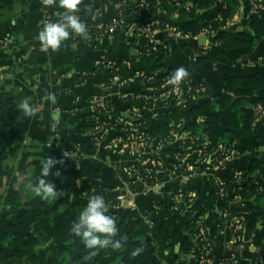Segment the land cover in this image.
Returning <instances> with one entry per match:
<instances>
[{"label": "crops", "instance_id": "1", "mask_svg": "<svg viewBox=\"0 0 264 264\" xmlns=\"http://www.w3.org/2000/svg\"><path fill=\"white\" fill-rule=\"evenodd\" d=\"M53 1L52 9L64 12L58 0ZM124 1L83 0L77 14L90 31L97 32L100 26L119 15ZM226 1L218 0L216 6L205 10L193 5L188 18L207 19L224 7ZM252 1L256 13L264 21V0ZM128 19L131 20V17ZM162 19L183 30V22L179 21L176 12L165 13ZM42 23L41 0H0V40L7 33L14 40L6 55L0 58V264H125V253L121 248L109 247L93 254L70 231L72 222L80 212L75 207L79 201L72 197L69 203H65L62 197L86 183L123 193H135L132 202L114 206L108 199L106 201L119 228L118 238L127 237L122 243L141 240V253L146 264H197L200 247L196 240L187 233L192 246L175 242L174 224L171 228H164L166 216H157L153 212V205L171 204L172 195L178 190L191 192L200 189L210 193L223 183L228 186L223 193L228 202L227 216L222 218L223 229L213 240V258L218 263L232 252L254 248L249 243H232L234 223L239 212L235 192L243 186L264 183L260 174L249 172L254 154L264 152V125L254 134L239 140L238 156L227 166L218 172L212 170L200 176H193L186 166L177 165L179 159L174 149L177 141L159 146L151 154L160 160L165 175L152 187L133 185L121 168L137 164L136 159L107 150L102 143L94 144L89 131L91 121L82 119L76 123L73 118L86 114L97 84L108 79L107 72L102 68V64L108 60L129 61L133 69H153L159 74L165 71L163 68L175 71L183 66L188 72L186 78L197 84L206 83L212 93L218 94L224 91L226 80L233 76L261 73L264 80V38L253 54L239 61L231 62L219 57L213 61L199 62L185 50L188 40L179 39L166 29L152 38L125 36L119 32L91 44L84 41L64 43L59 50H44L37 39ZM244 28L242 14L236 13L219 29L218 34ZM190 40L200 45L199 38ZM208 45L207 39L206 46H200ZM149 50L166 51V55L142 59L140 56L149 55ZM33 69L36 70L32 74ZM141 90L139 85L126 89L116 86L108 95V100L125 118L139 112L148 118L149 125L159 123L163 112L151 111L143 101L123 100L120 97L121 93H139ZM25 97H31V103L37 108L32 115H25L18 108ZM205 99L193 101L192 107L200 106ZM9 100L12 103L7 104ZM168 110H173L185 124L200 121V113L191 116L190 107H174L165 111ZM55 141H62L67 146L81 142L90 152L76 167L62 173L53 168L47 179L56 189L60 186L64 189L58 190L55 199H44L34 193L32 186L38 182L42 162L48 155V144ZM144 170L145 167H139V172L143 173ZM26 215H35V221L24 222ZM55 218L63 219L68 232L42 243L43 238L36 231V224L44 222L50 226ZM140 220L147 223L146 230L138 227ZM31 235L39 244L26 253L24 248Z\"/></svg>", "mask_w": 264, "mask_h": 264}, {"label": "trees", "instance_id": "2", "mask_svg": "<svg viewBox=\"0 0 264 264\" xmlns=\"http://www.w3.org/2000/svg\"><path fill=\"white\" fill-rule=\"evenodd\" d=\"M190 1L191 0H161L158 4L157 0H145L144 7L139 8L137 4L129 3L126 4L121 11L122 13L124 12L125 15L134 14V17L140 14L144 20L140 19L142 20V22H140L141 24H147L150 21H159L161 28L166 24L178 27L174 23H166L162 19L163 14L176 12L179 15V21L183 22V31L193 37L199 36L201 32L206 29L215 31L216 35L210 38L207 47H201L197 43H192L190 39L185 43V50L188 53H192L199 62L213 61L219 57H224L231 62H236L253 54L262 42L264 38V21L260 18L258 13H256V8L252 0H227L224 7L220 8L207 19L188 18L189 9H187V4ZM192 1L199 10L210 9L218 3V0ZM62 11L63 10H61V13ZM236 13L242 14L244 26L246 28L235 32L221 31L218 34L219 29L232 20ZM80 40L81 39L78 37L70 41V44L78 43ZM148 53L150 54L145 57L141 55L140 57L142 59H154L159 56L162 58L166 55V51L160 50H149ZM5 55L6 52H0V58ZM119 64L121 63L119 62ZM163 69L167 73L174 72L170 68ZM35 70L36 69H33L31 71L32 74ZM153 71L152 69L149 72L154 73ZM158 77L164 79L165 74L160 73ZM187 79L188 78L185 77L182 81H186ZM205 98L204 102L196 107H192L193 100L191 99L182 105L177 104L174 100L171 102L173 108L190 107L191 116H197L200 113V121H195L191 124L188 123L180 131L186 132L188 137L176 144L174 149L179 159L183 156H190V158L195 159L197 158L195 151L202 149L204 156H207V159L210 160L209 166L214 169L224 159L229 150L234 148L237 149V144L241 138L254 134L260 127H253V107L258 104L264 107L263 76L261 73H256L249 76L230 77L226 80L225 89L222 93L214 94L209 88ZM10 103H12V101H7V104ZM108 105L110 114L119 116V112L115 109L114 104L109 101ZM90 115L92 114L86 113L83 116L73 118V120L76 123L82 119L89 120ZM109 116L110 115H108V117ZM161 118L162 120L159 123L150 125V130L148 132L151 137V142L153 141L154 148L159 145L160 141H163L165 145L174 142L175 139L171 137V131H175L176 129L172 126V122L174 121L177 123L182 120L173 110L163 112ZM109 122L111 126L114 125V122L110 119ZM134 124L136 125L137 132L141 133L145 127L149 126V121L148 118L143 117ZM92 126H89L90 130ZM83 147L88 154L90 150L84 144ZM219 147H223V149ZM54 155V152L48 149L47 157H54ZM69 165L72 167L73 163ZM54 169L59 173L65 171L59 163L56 164ZM200 170L202 171L204 168ZM249 172L260 174L264 179V152L254 154ZM164 175L165 172L163 169L158 168L153 172V178L150 180L147 179L146 181L152 185L157 183ZM136 185H140V183ZM222 188L224 192H226L228 188L227 184H220L215 191L210 193L200 189L191 192L183 190L182 193L184 194V198L180 205H178V210H175L177 206L176 202H172L169 205L159 203L162 208V214L155 210H153V212L157 216H166L163 225L164 228H171L174 224L175 242L180 241L182 244L188 243L192 246L187 236V233H190L196 240L200 249H203L204 243L201 242L199 237L197 222L202 218L203 225L207 228L212 241L217 239L218 233L223 229L221 220L228 205L226 195L223 196L220 191ZM62 189H64V187L60 186L57 191ZM112 191V189L99 186L95 183H86L82 187L74 189L72 193L63 195L62 198L63 202L69 203L70 199L75 197L79 201L75 207H78L81 211L90 195L99 193L105 197ZM193 192L196 194V198L190 204L189 200ZM235 198L239 204L238 218L243 226L242 230L237 233L238 236H241V240L238 241V244L242 245L244 242H250L254 250L243 249L232 252L221 260L224 262L229 261L231 256L235 254L238 264H264V254L262 253L264 250V183L259 182L254 185L238 188L235 192ZM108 201L114 206L120 204L116 200V196L113 195L108 198ZM23 219L26 223H33L36 218L35 215H26ZM146 224L145 221L140 220L138 227L142 230H146ZM234 224L237 223L235 222ZM35 227L36 231H38L43 238L42 243L51 241L61 234L68 232L66 228H64V221L62 218H55L50 226L43 222L36 224ZM36 244L39 243L36 242L34 235H31L27 247L24 248V250H27L26 253H28L29 249L34 250ZM136 248L142 249L141 240L122 243L121 250L125 253V264H138L139 262L146 264V260L141 251L135 256L131 254Z\"/></svg>", "mask_w": 264, "mask_h": 264}, {"label": "built area", "instance_id": "3", "mask_svg": "<svg viewBox=\"0 0 264 264\" xmlns=\"http://www.w3.org/2000/svg\"><path fill=\"white\" fill-rule=\"evenodd\" d=\"M160 1L161 0H157V3L159 4ZM53 3V0H41L43 12L42 27L46 20H56L62 17L63 12L61 13L52 9ZM129 3H135L139 8L145 6V0H125L123 7ZM193 5L194 3L191 0L187 4V9L190 10ZM134 16V14L125 15L124 12L122 13V11H120L116 18L112 19L109 23L100 26L97 29V32H92L88 28L85 35L73 34L65 43H70V41L79 37L81 39L80 41L91 44L92 42L111 37L119 32H122L125 36L140 35L152 38L157 32L163 29L171 31L177 38L184 40L198 39L202 36H206L209 41L211 37L216 35L215 31L206 29L203 30L199 36L193 37L182 29L170 24H166L161 28L159 21H150L147 24H141L140 22H142L143 19L140 14H138L137 17ZM129 17H131V20L128 19ZM13 41V36L10 33H7L3 39L0 40V52L4 51L7 53L13 45ZM120 63L121 64H119L118 61L108 60L102 64V68L107 72L108 79L97 84L96 93L90 99L86 112L92 114L89 119L92 123L91 126L93 125L91 130H89L92 136L91 141L94 144L102 143L107 150H114L124 155L133 156L136 159L137 164H130L129 166L122 167L121 172L130 177L133 185L140 183L153 187L157 185L158 182L150 185L146 180L153 178V172L158 168H161V162L160 160L153 158V154L151 153H154L159 146L165 144L163 141H160L159 145L154 148L153 141L151 142V137L148 134L150 125L145 127L141 133L137 132L134 123L145 117L141 113L135 112L132 117L133 119L125 118L120 114L119 116L110 114L108 95L112 93L116 86L126 89L129 86L139 85L142 87L141 92H125L121 93L120 97L123 100L133 99L143 101L151 111L155 110L158 113H162L167 109L173 108L171 106L173 100L177 104L182 105L190 99L196 101L205 97L209 91V87L205 83L197 84L189 79L177 84L170 81L172 73L163 71L162 73L165 74V77L164 79H160L158 77L159 73L157 72L150 73L143 69H133L129 61H123ZM253 110V127L257 128L264 124V107L263 105L258 104L253 107ZM108 115L110 116L108 117ZM109 119L114 122L113 126H111ZM185 125L186 124L183 120H180L177 123L174 121L172 122V126L177 131H171V137H174L175 141L178 143L188 137L186 132H180ZM48 147L54 152V158L57 161H60L59 164L65 171L78 166L87 156V152L81 142L67 146L62 141H55L54 143H49ZM219 148L223 149V147ZM195 152L197 158L192 159L190 156H183L181 159L178 158L179 161L177 163L178 166L185 165L193 176H200L212 170L219 171L238 156V150L236 148L229 150L219 165L212 169L209 166L210 160L207 159V156H204L203 150L199 149ZM70 163H73L72 167L69 165ZM140 166L145 167L143 173L139 172ZM203 168L204 170L201 171L200 169ZM220 191L223 195L224 189L222 188ZM182 192L183 190H178L172 195L173 202L177 203L175 210L179 209L178 205H180L184 198ZM111 195L116 196V200L120 204L132 202L135 197L133 191L121 193L120 190L115 189L108 193L105 196V199H108ZM195 198L196 194L194 192L191 193L189 203L191 204ZM153 210L159 211L162 214V208L159 203L153 205ZM226 216L227 211L223 214V218ZM235 220L237 224H234V237L232 243L239 245L238 241L241 240V236H238L237 233L242 230L243 226L240 223L238 215ZM197 223L199 237L201 242L204 243L203 249L201 248L198 253L197 264H238L235 254L231 256L229 261L224 262L220 260L217 263L213 258V241L207 228L203 225L202 218H200ZM246 243L251 244L250 242ZM251 246L253 245L251 244ZM251 250H254V248Z\"/></svg>", "mask_w": 264, "mask_h": 264}, {"label": "clouds", "instance_id": "4", "mask_svg": "<svg viewBox=\"0 0 264 264\" xmlns=\"http://www.w3.org/2000/svg\"><path fill=\"white\" fill-rule=\"evenodd\" d=\"M59 6L64 9L62 17L56 20H46L39 30L37 39L44 50H59L62 45L70 39L73 34L85 35L88 31L87 24L77 14L83 0H58ZM188 75L187 69L178 67L170 76V81L180 83ZM54 100L55 97L52 96ZM25 115H32L37 111L31 103V97H25L18 105ZM57 161L48 156L42 162L38 182L35 183L33 191L44 199H55L58 191L56 186L47 179ZM58 174V172H57ZM70 231L80 238L87 249L93 254L101 249L111 247L119 249L122 241L127 237L118 238L119 228L115 217L109 212V205L105 197L99 193L88 197L86 204L81 209L78 217L72 222ZM142 249L136 248L131 254L137 255Z\"/></svg>", "mask_w": 264, "mask_h": 264}, {"label": "water", "instance_id": "5", "mask_svg": "<svg viewBox=\"0 0 264 264\" xmlns=\"http://www.w3.org/2000/svg\"><path fill=\"white\" fill-rule=\"evenodd\" d=\"M198 43L201 45V46H206V43H207V37L206 36H202L199 38V41ZM129 119H133L132 117H128Z\"/></svg>", "mask_w": 264, "mask_h": 264}]
</instances>
